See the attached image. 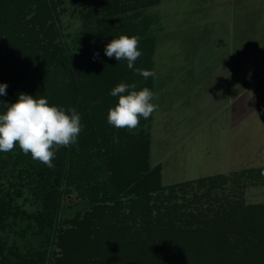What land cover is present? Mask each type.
<instances>
[{
  "label": "rangeland",
  "instance_id": "374dc122",
  "mask_svg": "<svg viewBox=\"0 0 264 264\" xmlns=\"http://www.w3.org/2000/svg\"><path fill=\"white\" fill-rule=\"evenodd\" d=\"M48 1L49 12L42 15L40 20L34 19L35 22H30V25L19 27L14 34L12 31L17 27L9 33L0 31V61L6 59L10 61V70L23 68L25 72V65L38 64L37 53H41V45L38 43L51 42V48L59 45L65 50L101 49L109 37L104 30L106 25L118 26L128 16L135 14H139L137 17L140 18L150 16L154 20L152 33L158 39L154 57V94L158 99L153 102L158 104V110L148 119L140 118L139 126L131 132L108 123L106 126H97L96 135L92 137L93 151L87 153L92 158L90 174L83 181L79 180V183L64 189L58 230L53 240L37 233V227H27L26 221L12 227L6 225L5 228L0 224L3 249L0 262L7 258L11 260L10 264L23 259L32 264H264V230L259 231L263 235H254V242L258 244L254 247H247L248 241L236 240L232 236L227 244L220 240L221 235L208 232L205 234L209 239L205 242L210 248L207 254H129L126 242L130 234L138 231L144 223L141 217H132L128 208L129 200L134 195H121L127 202L122 207L108 200L105 195L107 188L112 191L111 182L114 177L126 181L141 178L147 174L148 167L151 169V166H159L162 186L195 182L194 186L187 187L186 192L177 187L171 203L181 206L186 201L184 196L190 199L194 192L202 195L208 190L211 194L209 198L218 199H202L200 206L204 209L210 207L213 210L241 211L264 205V105L251 109L242 120L230 126L231 129L219 114L213 113L203 122L207 116L204 110L208 106L197 102L195 98L201 96L202 89L193 88L187 79L193 74L189 64L191 61L198 62L201 57L198 54L214 58L219 53L212 52V48L206 44L208 42H204L205 36L204 41L197 44L198 35H202L199 34L201 30L195 28L192 33L187 30L190 21L188 11L192 9L198 15L200 11L204 12L206 0H90L93 5L89 11L80 4L87 0H80V3H73V0ZM33 14L29 13L27 19ZM43 20L45 23L41 26ZM33 40L36 41L35 46ZM205 44V50L200 51ZM13 54L16 56L9 57ZM170 76L173 87L164 79ZM165 86L170 89L165 92L167 99L163 101L161 88ZM222 100L224 98L220 96L215 101L220 103ZM193 108L197 116L192 115L193 112L189 113ZM165 110L170 113L166 114ZM174 110L181 113L177 114L182 116L181 121L179 117L174 120L177 119L173 113L171 115ZM198 122L203 126L205 124V129L201 126V130H187L188 125L191 127V124ZM84 127V135L93 132L88 125ZM188 136L194 137L188 140ZM79 155L85 157L86 153L82 151ZM82 171L83 165L79 163V178ZM205 177L207 184L203 185L198 180ZM164 193L168 195L169 191L165 190ZM158 195L160 201L166 203L167 198L156 191L152 206L159 204L160 201L155 202L154 199ZM24 197L26 199L18 201L22 208L32 210L38 206L29 201L26 195ZM191 208V211L195 210ZM244 213L247 212L243 211L242 217L247 216ZM156 214L155 211L153 218L157 217ZM209 214L211 216V212ZM243 221L239 217L231 219L233 231L249 224V220ZM79 223L85 227L91 226L94 232L89 239L82 240L76 236V240L70 244L73 248L69 254H65L63 247L68 240L59 243V237L64 229L76 228ZM99 227L103 233L108 234L106 237L97 238L95 230ZM24 228H27V233L23 234L21 231ZM222 241L228 248L223 247L221 253L215 254L216 246ZM16 252L20 254H14Z\"/></svg>",
  "mask_w": 264,
  "mask_h": 264
},
{
  "label": "trees",
  "instance_id": "16d2710c",
  "mask_svg": "<svg viewBox=\"0 0 264 264\" xmlns=\"http://www.w3.org/2000/svg\"><path fill=\"white\" fill-rule=\"evenodd\" d=\"M48 2V0H0V31L9 33L17 27L12 31L14 34L19 27L30 25L34 19L35 21L40 20L42 15L49 12ZM77 2L80 3V0H73V3ZM80 4L88 11L92 10L90 8L93 4L90 0ZM29 13L34 14L27 19ZM138 15L128 16L118 26L106 25L104 30L109 36H106L108 37L106 45L122 35L140 37L138 50L142 52V55L135 61L134 69L155 72L154 57L158 39L152 33L154 20L150 16L140 18L137 17ZM44 23L45 20L41 21V26H44ZM32 44L35 46L36 41L33 40ZM38 45H41L39 48L41 53H37L38 64L36 66L25 65L27 66L25 72L23 68L10 70V61L6 59L3 60L5 62L0 61V84H7V95H0V101L8 104L15 103L20 93L37 98L44 97L50 105L63 107L66 112L69 108H75L80 114L82 125H88L93 132L89 131V134L84 135L85 127H83L76 144L61 147L53 160L54 168H48L41 162L33 160L31 154H24L18 145L10 152H0V224L3 225L2 228H5L6 225L12 227L26 221L27 227L35 229L37 227V233L46 235L47 239L52 241L58 230L64 189L79 183V180L83 181L84 177L90 174L92 158L87 153L93 151L92 137L96 135L97 126L107 125L109 106L115 107L118 103L119 97L111 96V90L120 83L129 85L135 83L137 85L135 90L139 91L148 87L154 93L155 78L145 79L134 69H129L126 59L118 61L114 56L107 57L104 51L105 46L93 50H65L59 45L51 48L53 45L51 42H42ZM96 53H99V56H96ZM15 56L13 54L9 57ZM3 111L0 109V114ZM82 151L86 153L85 157L79 155ZM79 163L83 165L80 178L78 177ZM261 175H259L260 178H262ZM113 180L111 182L112 191L110 188L105 191L108 200L115 201L122 207L127 205V202L121 198V195H134L129 200L128 208L132 217H141L144 222L138 231L130 234L126 242L129 254H207L210 250L205 242L209 240L206 238L208 232L221 235L220 240L227 244L230 236L235 237L236 240L244 239L249 242L247 247L258 245L254 242L255 234L263 235V232L259 231L264 230V205L257 209L249 207L251 210L241 211L238 209L227 211L220 208L213 210L210 207L204 209L200 206L202 199H218L217 197L209 198L211 194L208 190L202 195L194 192L190 199L184 196L186 201L181 206L171 203V197L175 196L177 187L186 192L187 187L194 186L195 182L162 186L159 166H151V169L148 167L147 174L141 178L136 177L126 181L116 176ZM206 180L205 177L198 181L206 185ZM165 190L169 191L168 195H164ZM156 191H160L161 195L167 198V204L160 201L158 195L154 199L155 202L160 201L159 204L151 205L153 194ZM109 193L111 194L108 197ZM25 195L29 201L37 203L38 206L32 210L22 208L18 201L26 199ZM191 206L195 209L194 211L190 210ZM155 211L157 217L153 218ZM243 211L247 212L244 213L247 216L242 217ZM238 217L244 221L249 220V224L233 231L234 226L232 225L231 228V219ZM95 231L98 239L108 235L103 233L100 227ZM21 232L27 233V228ZM93 232L94 228L85 227L80 223L76 228L64 229L59 237V243L68 240L63 247L65 249L63 252L69 254L68 252L73 248L70 244L76 240V236H80L82 240L83 238L89 239ZM223 241L218 247L216 246L215 254L221 253L223 247L228 248ZM0 253H3L1 241ZM10 261L6 258L0 264H10ZM14 264L32 263L23 259L17 260Z\"/></svg>",
  "mask_w": 264,
  "mask_h": 264
},
{
  "label": "crops",
  "instance_id": "0c3cea01",
  "mask_svg": "<svg viewBox=\"0 0 264 264\" xmlns=\"http://www.w3.org/2000/svg\"><path fill=\"white\" fill-rule=\"evenodd\" d=\"M203 8L205 11H200L199 15L192 9L188 11L190 21L187 30L190 33L195 28L201 30L199 34L202 35H198L197 44L200 45L205 36L204 42H208L206 44L212 48V52L219 53L214 58L198 54V57L201 56L198 62L189 61L190 72L193 74L187 75V79L193 88L202 89V97L195 98L197 102L208 106L204 110L207 116L203 122L215 113L222 115L227 127L231 129L230 126L242 120L251 109L264 105V0H206ZM206 44L199 50H205ZM164 79L168 80L166 83H171V76ZM169 89L168 86L161 88L163 101H166L165 92ZM154 92L156 93V89ZM220 96L224 100L216 103L215 100ZM194 110L193 108L189 113ZM165 113L169 114L170 111ZM172 113L177 118L174 120H178V117L182 120V116L177 115L180 112L174 110L171 115ZM192 115L198 114L193 112ZM200 124L194 123L191 127L188 125L187 130H201L203 125ZM203 127L205 129V124ZM193 137L188 136V140Z\"/></svg>",
  "mask_w": 264,
  "mask_h": 264
},
{
  "label": "clouds",
  "instance_id": "9594fccd",
  "mask_svg": "<svg viewBox=\"0 0 264 264\" xmlns=\"http://www.w3.org/2000/svg\"><path fill=\"white\" fill-rule=\"evenodd\" d=\"M140 37L120 36L105 45V55L116 60H127V67L134 69L135 61L142 55L138 50ZM96 56L99 53L95 54ZM136 73L144 77L155 78L156 73L136 68ZM135 83H120L110 95L119 97L118 103L109 108L107 122L118 129L135 130L140 118L148 119L158 110V99L148 87L135 90ZM7 84H0V95H7ZM0 152H10L17 145L24 154H31L33 160L48 168H54L53 160L61 147H70L78 142L83 130L80 114L75 108L67 112L63 107L50 105L44 97L20 93L15 103L0 101ZM70 113V114H69Z\"/></svg>",
  "mask_w": 264,
  "mask_h": 264
}]
</instances>
